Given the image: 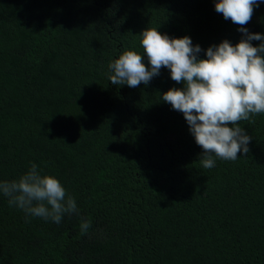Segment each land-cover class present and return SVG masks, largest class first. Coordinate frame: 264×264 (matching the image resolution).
I'll return each instance as SVG.
<instances>
[{"label": "trees", "instance_id": "obj_1", "mask_svg": "<svg viewBox=\"0 0 264 264\" xmlns=\"http://www.w3.org/2000/svg\"><path fill=\"white\" fill-rule=\"evenodd\" d=\"M216 2L0 0V181L34 163L78 209L57 224L0 195V264H264V113L239 122L247 154L207 169L161 99L183 88L169 69L136 88L109 80L147 27L188 36L201 59L238 43ZM244 27L264 35V2Z\"/></svg>", "mask_w": 264, "mask_h": 264}, {"label": "clouds", "instance_id": "obj_2", "mask_svg": "<svg viewBox=\"0 0 264 264\" xmlns=\"http://www.w3.org/2000/svg\"><path fill=\"white\" fill-rule=\"evenodd\" d=\"M261 2L217 0L216 12L241 26L238 31L243 36L235 45L225 39L209 46L203 50L206 58L198 57L202 49L188 36L170 38L156 27H147L140 33L142 53L124 50L108 65L113 85H147L162 67L169 69L173 81L183 84L182 89L164 92L161 99L183 114L203 150L200 163L204 168L214 166V157L235 160L238 153L247 154L251 137L239 122L264 113V35L244 27ZM253 40L260 43L253 46ZM145 55L150 67L143 62ZM0 195L28 216L57 224L64 215L78 212L75 199L59 180L43 174L34 163L18 178L0 181ZM80 227L86 232L90 224L84 221Z\"/></svg>", "mask_w": 264, "mask_h": 264}]
</instances>
